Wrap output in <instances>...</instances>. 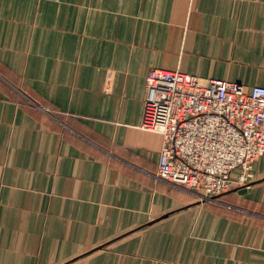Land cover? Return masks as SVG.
Here are the masks:
<instances>
[{"label": "crops", "instance_id": "crops-1", "mask_svg": "<svg viewBox=\"0 0 264 264\" xmlns=\"http://www.w3.org/2000/svg\"><path fill=\"white\" fill-rule=\"evenodd\" d=\"M153 67L264 86V0H0V264H264V155L215 202L157 177Z\"/></svg>", "mask_w": 264, "mask_h": 264}, {"label": "built area", "instance_id": "built-area-1", "mask_svg": "<svg viewBox=\"0 0 264 264\" xmlns=\"http://www.w3.org/2000/svg\"><path fill=\"white\" fill-rule=\"evenodd\" d=\"M146 89L140 127L163 135L157 177L210 202L251 187L264 155V86L153 67Z\"/></svg>", "mask_w": 264, "mask_h": 264}, {"label": "water", "instance_id": "water-1", "mask_svg": "<svg viewBox=\"0 0 264 264\" xmlns=\"http://www.w3.org/2000/svg\"><path fill=\"white\" fill-rule=\"evenodd\" d=\"M238 190L241 192V193H245L246 191L249 190L248 187H243V188H238Z\"/></svg>", "mask_w": 264, "mask_h": 264}, {"label": "rangeland", "instance_id": "rangeland-1", "mask_svg": "<svg viewBox=\"0 0 264 264\" xmlns=\"http://www.w3.org/2000/svg\"><path fill=\"white\" fill-rule=\"evenodd\" d=\"M223 196V195H222Z\"/></svg>", "mask_w": 264, "mask_h": 264}]
</instances>
